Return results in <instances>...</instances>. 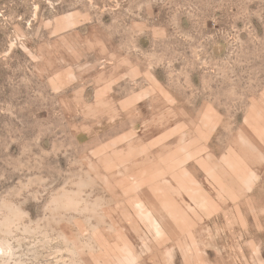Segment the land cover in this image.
I'll use <instances>...</instances> for the list:
<instances>
[{
	"label": "rangeland",
	"instance_id": "rangeland-1",
	"mask_svg": "<svg viewBox=\"0 0 264 264\" xmlns=\"http://www.w3.org/2000/svg\"><path fill=\"white\" fill-rule=\"evenodd\" d=\"M0 264H264V0H0Z\"/></svg>",
	"mask_w": 264,
	"mask_h": 264
}]
</instances>
